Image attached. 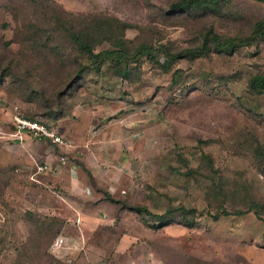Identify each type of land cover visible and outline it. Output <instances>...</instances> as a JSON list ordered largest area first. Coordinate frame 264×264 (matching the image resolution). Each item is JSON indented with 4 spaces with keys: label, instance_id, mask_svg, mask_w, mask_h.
<instances>
[{
    "label": "rangeland",
    "instance_id": "1",
    "mask_svg": "<svg viewBox=\"0 0 264 264\" xmlns=\"http://www.w3.org/2000/svg\"><path fill=\"white\" fill-rule=\"evenodd\" d=\"M171 1L0 0V144L8 148L0 145V158L13 163L0 175V264H264V154L254 150L257 141L264 146V92L248 87L250 74L264 70V42L171 68L147 53L128 75L105 64L69 85L87 60L69 35L74 25L107 29L131 48L179 47L210 21L225 33L247 32L264 15L258 0L174 15L164 12ZM176 67L184 72L172 82ZM17 112L48 120L65 142L14 135ZM45 160L61 166L57 184L25 197L15 181L26 183L21 175ZM70 174L83 179L79 189ZM252 199L262 202L261 216ZM124 201L156 212L195 207V223L155 228L156 216ZM59 233L81 244L55 255L49 247Z\"/></svg>",
    "mask_w": 264,
    "mask_h": 264
},
{
    "label": "trees",
    "instance_id": "2",
    "mask_svg": "<svg viewBox=\"0 0 264 264\" xmlns=\"http://www.w3.org/2000/svg\"><path fill=\"white\" fill-rule=\"evenodd\" d=\"M264 3V0H258ZM223 0H172L168 7L164 9L166 14H189L193 10H200L206 14L221 11ZM85 15V14H81ZM129 25V22L123 23ZM107 29L102 34H99L98 29L91 23H85L81 26L74 25L69 28V35L76 44L79 51L87 58L86 61H79L75 67V74L70 76L69 85L76 80V77L81 76L82 72L87 68L100 69L105 64H110L114 67L115 72L120 75H128L129 64L139 61L145 54H160L158 60L163 67L171 68L174 62L182 58H195L197 56L208 55L212 52L232 54L238 49L250 46L254 43L264 42V15L253 21L250 30L247 32H222L217 29L213 21L205 23L200 37L193 43L172 47L171 45L159 42L153 43L148 41H140L132 48L127 44L126 39L122 37L112 38L106 34ZM101 35V36H100ZM102 38H109L110 45L96 50L95 44L100 42ZM89 60V61H88ZM184 72L183 67H176L173 71L172 82L179 81ZM70 73L68 74V76ZM248 87L255 92H264V70L252 72L248 78ZM25 114V113H24ZM29 116L28 114H26ZM254 150L256 154H264V146L257 141ZM210 158L209 155H207ZM106 198L114 201L121 199L114 197L110 192H106ZM125 206L138 212L150 213L156 216L157 221L151 225L155 228L163 227L172 222H182L188 225L195 223L196 208L189 207L184 204L169 205L164 211H152L146 204L141 203H126ZM261 201L257 199L251 200V207L256 208L257 214H260ZM224 213L234 212L243 213V209H234L230 211L227 208L222 209ZM220 211L214 213V217H218ZM58 219V217H53ZM146 221V220H145ZM60 234V233H59ZM57 236V234H56ZM55 236V237H56ZM54 237V238H55ZM53 238V239H54ZM52 239V240H53ZM52 242V241H51Z\"/></svg>",
    "mask_w": 264,
    "mask_h": 264
},
{
    "label": "built area",
    "instance_id": "3",
    "mask_svg": "<svg viewBox=\"0 0 264 264\" xmlns=\"http://www.w3.org/2000/svg\"><path fill=\"white\" fill-rule=\"evenodd\" d=\"M14 130L13 134L22 136L24 131H29L40 136H45L51 139L54 143L61 144L65 142L63 134L58 131L48 120L43 118L30 117L19 112L13 117ZM64 158V156H62ZM65 161V159H63ZM59 163L53 165L48 160L37 162L34 169L30 172L32 179H38L37 174L45 171H54L59 167ZM73 167V166H72ZM78 239L69 237L65 234H58L51 242L49 250L55 255L62 256L68 249H73L81 243H77Z\"/></svg>",
    "mask_w": 264,
    "mask_h": 264
},
{
    "label": "crops",
    "instance_id": "4",
    "mask_svg": "<svg viewBox=\"0 0 264 264\" xmlns=\"http://www.w3.org/2000/svg\"><path fill=\"white\" fill-rule=\"evenodd\" d=\"M0 145L5 147V145L3 143H1ZM5 148H7V147H5ZM11 164H13V163H9L6 160L0 158V175L1 176H5V175H8L10 173V165ZM60 170H61V166H59L58 169L54 170V171H45V172L38 173L37 174V178L38 179L30 178L29 177L30 172L26 173V174L23 173L24 175H21V176H26L27 177V182L25 183L24 179H18L15 182L19 183V190H22L23 194L26 193L24 195L25 197L26 196L27 197H29V196L32 197V196H35V195L39 194V192H38L39 190H44L47 187H49V189H50V186H52L55 183L57 184L58 177H55V175H57ZM44 174H49V175L52 174L53 177L52 178H50V177L45 178L46 176H44ZM70 180H71V183H72L74 189H79L80 186L82 185L81 182H83V179H81V177L79 175L74 177V176H72L70 174ZM6 183H7L6 184L7 188H9L8 186L12 184L10 182V180H8V182H6ZM23 184H26V185H23ZM22 186H24L26 189L24 187H22ZM18 195L20 196L22 194L18 193Z\"/></svg>",
    "mask_w": 264,
    "mask_h": 264
}]
</instances>
